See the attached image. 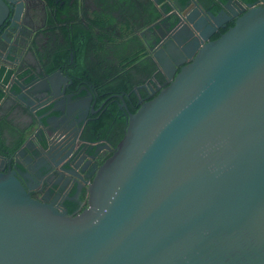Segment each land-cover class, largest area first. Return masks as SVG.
<instances>
[{
    "label": "water",
    "instance_id": "water-1",
    "mask_svg": "<svg viewBox=\"0 0 264 264\" xmlns=\"http://www.w3.org/2000/svg\"><path fill=\"white\" fill-rule=\"evenodd\" d=\"M177 1L172 26H151L164 83L126 113L114 147L71 136L72 121L98 111L86 87L64 94L59 71L18 86L21 102L44 95L53 115L14 152L32 148L22 163L0 154V264H264V6L227 0L213 15ZM19 2L0 0L5 55ZM62 177L77 185L71 196L53 194ZM63 201L80 208L68 215Z\"/></svg>",
    "mask_w": 264,
    "mask_h": 264
},
{
    "label": "flooded vegetation",
    "instance_id": "flooded-vegetation-1",
    "mask_svg": "<svg viewBox=\"0 0 264 264\" xmlns=\"http://www.w3.org/2000/svg\"><path fill=\"white\" fill-rule=\"evenodd\" d=\"M173 1L174 0H161L162 4L169 6L171 9L170 12L165 15L172 14L175 11L172 5ZM157 2L158 1H156V4ZM73 3H75V5H73ZM161 9L162 8L159 7V10ZM106 11L109 13V16ZM104 12L106 13L103 14ZM119 13L122 15L121 10L117 9L116 11V0H20L16 8L15 35L10 38L11 36L5 33V40L12 41L15 49L11 50L12 54L10 55L0 53L1 76L7 72L11 73L6 84L3 85L0 79V89L3 91V94L6 95V93L10 91L9 87L12 84H16L20 87L26 86L32 82L39 81L46 74L59 71L69 83V86L65 84L64 94L67 95L71 93L74 94L75 97V94H77V97L84 96V94L81 96L78 95L80 93H78L79 89L86 87L89 90L90 88L83 84H78L75 89V86L73 87V81L67 72V68L74 65V56L76 55V49L78 47H81V51L83 52L82 65L86 70L90 69L96 71L106 67L113 69L117 67L115 64L116 35H119L122 27H124L121 24L122 21ZM160 13V19H162L165 15L161 11ZM150 17L151 10L146 8L143 19L131 20L128 16V19L125 18L126 22H124L130 28L134 29V32L141 28V31H143L141 37H144L143 51L145 54L137 65H132L128 70L132 80L135 83L140 82L138 85L133 84L131 89L132 93L138 96V91L141 89L145 94L144 97L138 96V102L146 100L145 98L148 94L146 89L149 86H159L164 83V80L158 75L160 80L155 82L154 85L153 74H149L146 71L151 63L149 56L150 51H153L156 47L153 43L154 37H156L155 29L152 28L150 31L148 28L149 26L151 27L153 23L147 24ZM94 19L101 26L94 25ZM167 24V22H160L158 28L164 27ZM59 54H66L65 64L61 67L54 68L50 73H46L45 69L47 67L55 66L57 62L56 56ZM4 57H6V59ZM23 72L27 73L26 77H31L30 81L27 83H23L22 79L16 78L17 75ZM12 95H14V93H12ZM43 97L44 95L35 97L37 99L34 101V105H32V112L36 113V117L53 115V113H50V108L43 114H37L41 109L49 107V102L40 103ZM116 97L120 99L121 95H116ZM118 106L124 116H126V113H129L126 106L125 109L121 108V103H119ZM79 110L82 112V109ZM93 110L99 111L100 106L93 108ZM98 111L95 114H89V112H87L86 115L80 114L79 122L72 121V138L77 137L88 146H98L101 144L109 145L108 143L102 142L88 144L83 139V135L89 130V124L97 119ZM69 122L70 121L67 120V124ZM36 123L38 124V121ZM111 131L107 133L109 138H112L114 135V131ZM34 134L35 132L33 135ZM109 146L114 147L111 145ZM87 150L86 147L84 152L86 153ZM102 156H104V154L98 155L95 160L90 161L87 170L81 174L82 178L88 180V177L94 170V166L97 165L98 160ZM65 177L57 181V188L52 190L53 194H55L58 188L60 195H63L64 192L69 193L70 190L77 188L72 178L66 180ZM56 178L57 177H53L52 182L55 181ZM38 188L42 189V192L46 189L43 185H39ZM38 188L30 191V195L35 199H39L42 195V192H39ZM48 200L51 199L49 198ZM75 211H78V209Z\"/></svg>",
    "mask_w": 264,
    "mask_h": 264
},
{
    "label": "trees",
    "instance_id": "trees-1",
    "mask_svg": "<svg viewBox=\"0 0 264 264\" xmlns=\"http://www.w3.org/2000/svg\"><path fill=\"white\" fill-rule=\"evenodd\" d=\"M128 0H117L116 5L119 2L126 3ZM157 4L159 7L163 9V14H167L170 12V7L162 4L161 0H157ZM199 5L203 10L210 12L215 15L221 9V6L227 0H193ZM241 4H252L254 2H258L259 5L264 6V0H238ZM185 0H178L177 4L179 6H183ZM75 5V3H73ZM155 4H150L147 2L148 8L151 10V17L147 21V24H152L158 20L161 23L167 22L172 26L176 21L175 18L168 14L165 19L161 18V13L154 6ZM93 24L96 26H101L94 19ZM122 29L119 35H116V65L117 67L113 68H104L100 70H86V68L82 65V54L81 47L76 49V55L74 56V65L67 68V72L69 73V77L73 81V87L78 84H83L87 86L91 93L92 100L94 101L93 108H97L100 106V110L98 111V117L96 120L89 124V130L83 135V139L88 144H96L99 142L108 143L111 146H115V144L121 139L123 135V131L125 128V116L119 110L118 104L123 101L125 103L127 111L132 114L138 108V96L144 97V92L140 89L138 91V96L132 93L131 89L133 84H140V82H134L129 74V68L138 63L139 60L144 56L143 49L136 48L134 36V29L130 28L125 23H121ZM103 25V24H102ZM232 26V22H228L226 26L222 29H219L218 34H214L210 39H216L219 34L224 33L227 28ZM131 47L130 50L127 48ZM102 50V49H101ZM57 57V62L55 66H50L45 69L46 73H50L56 67H61L66 62V54H59ZM149 74H153L155 71V65L151 62L149 67L146 70ZM2 71L0 70V76ZM26 72L20 73L16 76L17 79H22L23 83H27L30 81L31 77H26ZM11 73L7 72L3 76H1V83L4 85L8 82ZM160 78L158 75L154 77L153 84L159 81ZM18 85L12 84L9 87L10 91L17 92ZM85 93V91H81L78 95L81 96ZM3 91L0 89V100L3 97ZM116 95H121L122 99L116 97ZM146 100L150 99L146 96ZM117 100V101H116ZM49 109V107H45L41 109L37 114H43ZM114 131V135L112 138H109L108 132ZM111 131V132H112ZM21 142H19L16 146H13L10 149H1L0 154H3L6 157H10L13 152L20 146ZM95 146V145H94ZM88 154H92V149L87 150ZM109 156L108 153H105L98 162L99 165L105 158ZM74 189L70 190L69 196L74 193ZM85 199V192L81 191L78 195V202H82ZM62 207L66 210L67 214L70 215L76 212V209H79V206L75 202L63 201ZM81 210V209H80Z\"/></svg>",
    "mask_w": 264,
    "mask_h": 264
},
{
    "label": "crops",
    "instance_id": "crops-1",
    "mask_svg": "<svg viewBox=\"0 0 264 264\" xmlns=\"http://www.w3.org/2000/svg\"><path fill=\"white\" fill-rule=\"evenodd\" d=\"M147 2H150V4H155L154 6L160 12L159 6L154 0H128L126 3L119 2V4L116 5V11L117 9L122 11V15H120V13L119 15L121 16L120 19L123 23L126 22L125 18L128 19V16L131 20H139L140 18L143 19L145 15V9L148 8ZM148 28L150 31L152 30V27L149 26ZM141 30L142 28L134 32V36L136 37L134 43L136 48L139 49H143L144 42V37H141V33L143 32ZM127 49L130 50L131 47H128ZM137 64L138 63H135L133 66ZM18 92L19 91L12 95V92L8 91L6 95H4V97L0 100V150L3 148L10 149L13 146H16L19 142L22 144L26 139L29 138L32 139L33 144H36L35 140H33V133L39 128L38 124L36 123L38 121L36 113H33L29 106L18 99ZM18 148L14 152H16ZM23 150L24 157L31 156L33 151L30 147H25ZM14 152L10 157L11 162L15 159L19 163H22V159H24V157L21 158L16 156V153L14 154Z\"/></svg>",
    "mask_w": 264,
    "mask_h": 264
}]
</instances>
